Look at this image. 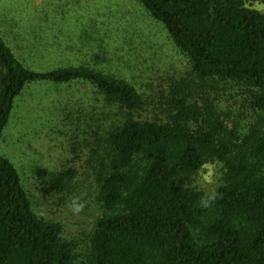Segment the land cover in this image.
I'll return each instance as SVG.
<instances>
[{"label": "trees", "instance_id": "1", "mask_svg": "<svg viewBox=\"0 0 264 264\" xmlns=\"http://www.w3.org/2000/svg\"><path fill=\"white\" fill-rule=\"evenodd\" d=\"M256 1L139 0L195 78L229 86L249 105L243 123L240 107H199L181 94L165 122L137 120L146 101L126 79L88 65L29 68L0 32V151L16 102L31 85L89 84L120 117L105 138L97 179L102 215L84 254L60 223L35 213L0 152V264H264V14L245 8ZM210 161L224 169L213 195L185 184ZM48 177L61 191L72 174Z\"/></svg>", "mask_w": 264, "mask_h": 264}, {"label": "rangeland", "instance_id": "2", "mask_svg": "<svg viewBox=\"0 0 264 264\" xmlns=\"http://www.w3.org/2000/svg\"><path fill=\"white\" fill-rule=\"evenodd\" d=\"M245 8L264 14V0ZM0 32L29 68L88 65L126 79L146 101L134 114L137 120L165 122L170 103L181 94L192 95L199 107L231 113L240 107L239 121H250L249 105L229 86L193 76L187 58L139 0H0ZM115 113L89 84H35L18 98L3 132L1 155L17 169L35 213L60 223L64 238L83 254L102 215L97 179L106 135L120 119ZM226 117L221 120L231 127L232 116ZM68 171L71 179L61 191L54 189L48 176ZM223 183L218 161L185 181L207 195Z\"/></svg>", "mask_w": 264, "mask_h": 264}, {"label": "clouds", "instance_id": "3", "mask_svg": "<svg viewBox=\"0 0 264 264\" xmlns=\"http://www.w3.org/2000/svg\"><path fill=\"white\" fill-rule=\"evenodd\" d=\"M209 199H214V196H213V197H209ZM201 203H202L205 207L208 206V203H207V201H205V200H202ZM76 210L78 211L79 209H76Z\"/></svg>", "mask_w": 264, "mask_h": 264}]
</instances>
